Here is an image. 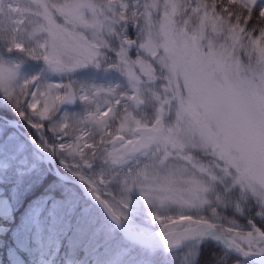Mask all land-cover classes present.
Masks as SVG:
<instances>
[{"label": "snow or ice", "instance_id": "obj_1", "mask_svg": "<svg viewBox=\"0 0 264 264\" xmlns=\"http://www.w3.org/2000/svg\"><path fill=\"white\" fill-rule=\"evenodd\" d=\"M0 94L102 162L114 220L138 193L189 264L264 254V0H0Z\"/></svg>", "mask_w": 264, "mask_h": 264}, {"label": "rangeland", "instance_id": "obj_2", "mask_svg": "<svg viewBox=\"0 0 264 264\" xmlns=\"http://www.w3.org/2000/svg\"><path fill=\"white\" fill-rule=\"evenodd\" d=\"M35 63L36 62H29V65ZM29 65H25V69H27ZM4 110L11 112L12 116H16L14 119H19L22 121L24 125L27 126L32 132V137L34 140L36 141V139H38L41 141V144L36 141L38 145L54 153V158L58 164L60 162V164L64 166L66 171H73V173L80 179L81 176L85 177V181L88 179H95L97 181L99 180L100 173L102 171V162L98 158L95 160L91 159L90 150L85 148V157L81 158L80 155L71 153L70 150L66 149L62 151L59 149L60 143H64L66 145L72 143L74 139L72 136L63 137V139H61L58 134L49 130L50 125L47 122H44V127L42 130L37 131L24 116L18 114L11 102L8 101L2 94H0V114L8 116L3 112ZM65 110L76 112L82 111V109L76 108L74 106H68ZM2 115H0V214L10 213L12 210V197L10 193L7 192L8 189H10L12 192L16 189L19 191L24 190L25 188L23 185H29L30 181H35V176L39 177L38 175H46V173L49 172V168L53 169L51 163L49 162V166H47L43 160V155L39 153L30 142L21 137L15 128L8 125ZM19 127L21 130L25 131L20 124ZM84 159H88L89 162L86 164ZM23 163H25L24 170L22 165ZM55 176L59 177L58 175ZM85 184L88 186V183ZM53 186L57 190H60V195L57 198L49 199L51 193L43 192L40 194L39 204L31 207L23 216L20 226L13 229V239L10 242H20L22 240L21 238L24 239L26 235L32 234L35 235L34 238H37L39 242H42L43 240V242L47 244L52 241L54 229L58 230L61 228V226L64 227L62 230L67 231L68 236L73 239V221H67L62 225H57L59 222L58 220L54 219L55 217H53V214H59L63 211H73V206L76 205H78L80 210L85 212L93 211L92 207L97 206L88 199L84 191L78 193L75 190L76 187L73 188L69 184L57 179L54 181ZM98 188V194L100 193L105 199H111V197L108 195L109 192H111L112 196H116L117 199L119 198V190L114 183L98 185ZM38 194L39 193L37 192L32 195ZM44 207H46V210L50 211L51 213L50 221L48 223L44 222L45 217L39 216L40 208ZM152 211L153 209L151 206L146 204L139 194L136 193L130 197L128 207L124 210V219H122L127 225L132 227L137 232L145 234L160 233L159 224L157 222H153L152 220ZM257 211H259V209H257ZM230 219H234L236 224L240 226H245L247 224L246 218L244 219L240 214L230 216ZM254 223L256 222L254 221ZM34 226L41 228L42 231L39 228L27 229ZM257 227H259L258 224ZM5 230L6 227L0 224V245L3 243V236L1 234L4 233ZM20 234L25 236L21 237ZM133 241L137 244L135 247L137 250H139L137 256L142 258L140 260H143V262L145 261L141 264H189L187 249L183 246L181 247L184 249L179 250V248H168L164 244L149 246L136 242L135 240ZM158 247H160V249ZM203 248L206 251L210 250L206 247ZM225 251L234 256V259L230 264H259L255 259H252L249 256L239 255L228 249H225ZM204 252L205 251L203 250L202 253ZM27 257L30 256H24L22 253H20L14 246L13 242V244L6 247L5 257H0V264H53L43 255V253H41L40 257L38 260H35V262L33 258L29 259Z\"/></svg>", "mask_w": 264, "mask_h": 264}, {"label": "trees", "instance_id": "obj_3", "mask_svg": "<svg viewBox=\"0 0 264 264\" xmlns=\"http://www.w3.org/2000/svg\"><path fill=\"white\" fill-rule=\"evenodd\" d=\"M3 112L9 117L16 118L7 110ZM36 140L41 144L40 140ZM22 165L24 170L25 163ZM59 167L66 171L64 167ZM38 176H35L34 179L36 180L30 181L29 185L24 184V190L19 191L16 189L13 192L10 189L7 190L12 197L13 206L10 213L0 214V224L6 226V231L2 235L3 244L0 245V249H2L1 257H5V250L3 249L14 242V246L18 251L25 256L29 255L30 257L27 258H33L34 262L38 260L41 253L54 264H141L145 262L137 256V253H139V250L135 247L137 244L130 238L129 234L108 221L97 206V208L92 207L93 211L85 212L76 205L73 206V211L53 214L54 219L59 222L57 225L73 221V239L68 236L67 231L62 230L64 227L61 226L58 230L54 229L52 241L47 244L39 242L32 234L26 235L20 242H10L13 239L11 234L13 229L20 226L23 216L31 207L39 204L40 194L43 192L51 193L49 199L57 198L60 195V190L53 186L56 179L69 184L73 188L76 187L75 190L78 193L82 192L75 183L63 180L49 172L46 175ZM37 192L38 195H32ZM46 209V207L40 208L39 216L45 217L44 222L48 223L51 213ZM243 218L245 219L244 216ZM247 218L250 219L251 217ZM259 220L260 218L257 217L254 221L260 226ZM30 247H32V250ZM201 247L199 264H230L234 259V256L226 252L222 245L210 239L206 240ZM203 247L210 250L206 251ZM158 248L160 249V247ZM178 248L179 250L184 249L183 247L174 249ZM203 250L204 253H202Z\"/></svg>", "mask_w": 264, "mask_h": 264}, {"label": "water", "instance_id": "obj_4", "mask_svg": "<svg viewBox=\"0 0 264 264\" xmlns=\"http://www.w3.org/2000/svg\"><path fill=\"white\" fill-rule=\"evenodd\" d=\"M0 115H2V114H0ZM2 116L5 118L6 122L9 123L10 125H14V124L16 125V120L14 118H11V117H8L5 115H2ZM29 141L31 144H33V146L39 152H41L43 154L44 161L46 163H48V162L51 163L54 174L58 175L59 177H61L64 180L71 181V182H74L75 184H77L82 189V191L85 192V195L88 197V199L91 200L94 204H96L100 208V210L105 215V217L110 222H112L114 225H116L117 227L124 229L130 235V237L133 240H135L136 242L145 244V245H149V246H155V245H161V244L165 245V243L163 242V239L159 233L145 234V233L137 232L132 227L127 225L122 218L119 221L114 220L113 217L110 215V213L100 203V201L92 194V192L89 190V187L86 184L81 182L79 179H77L73 176H70L67 173L63 172L55 164V159H54L53 154L50 151H48L47 149H45L44 147H41L40 145H38V143L34 140V138L30 137ZM101 199H103V198L101 197ZM230 251H232L236 254L242 255L241 253H238L234 250H230ZM247 256L251 257L252 259H255L259 264H264V255H262L261 253H259L256 250H252L250 252V254Z\"/></svg>", "mask_w": 264, "mask_h": 264}, {"label": "bare ground", "instance_id": "obj_5", "mask_svg": "<svg viewBox=\"0 0 264 264\" xmlns=\"http://www.w3.org/2000/svg\"><path fill=\"white\" fill-rule=\"evenodd\" d=\"M16 120V119H15ZM6 121V120H5ZM7 123V122H6ZM8 125H10L9 123H7ZM19 124L21 125V123H19V121L18 120H16V125L14 124V125H10V126H12L13 128H15V130H17V132L19 133V135L21 136V137H23V138H25L28 142H30L29 141V138L30 137H32L31 135H29V134H27V133H25L23 130H21V128L19 127ZM33 138V137H32ZM31 145H33V144H31ZM34 147V146H33ZM35 148V147H34ZM44 160V159H43ZM45 162V161H44ZM49 163V162H48ZM48 163H46L45 162V164L47 165V166H49L48 165ZM50 169V168H49ZM50 170H52V169H50ZM52 172H53V170H52ZM53 174H54V172H53ZM56 175V174H55ZM79 187V186H78ZM80 188V187H79ZM81 189V188H80ZM81 191H82V189H81Z\"/></svg>", "mask_w": 264, "mask_h": 264}, {"label": "flooded vegetation", "instance_id": "obj_6", "mask_svg": "<svg viewBox=\"0 0 264 264\" xmlns=\"http://www.w3.org/2000/svg\"><path fill=\"white\" fill-rule=\"evenodd\" d=\"M71 107H72V106H71ZM18 120H19V119H18ZM19 122L21 123L22 128H24V130H25L24 132L27 133V134H29V135H31V136H33V135H32V132L28 129V127L25 126L24 123H23L22 121L19 120ZM55 164L57 165L56 162H55ZM59 166L64 167L63 165L60 164V162H59ZM52 170H53V169H52ZM52 170L48 169V171H49L51 174H53ZM67 171H69V173H70L71 175H75V174L73 173V171H71V170H67ZM70 171H71V172H70ZM53 175H54V174H53ZM76 176H77V175H76ZM81 182H83L84 184L87 183L85 180H82Z\"/></svg>", "mask_w": 264, "mask_h": 264}]
</instances>
